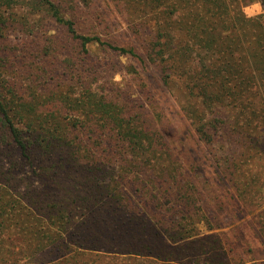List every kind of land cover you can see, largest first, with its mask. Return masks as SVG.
<instances>
[{
  "label": "trees",
  "instance_id": "1",
  "mask_svg": "<svg viewBox=\"0 0 264 264\" xmlns=\"http://www.w3.org/2000/svg\"><path fill=\"white\" fill-rule=\"evenodd\" d=\"M250 1L0 0V264L263 257Z\"/></svg>",
  "mask_w": 264,
  "mask_h": 264
},
{
  "label": "rangeland",
  "instance_id": "2",
  "mask_svg": "<svg viewBox=\"0 0 264 264\" xmlns=\"http://www.w3.org/2000/svg\"><path fill=\"white\" fill-rule=\"evenodd\" d=\"M257 3V0H251L250 3L245 7V12L248 14V15H257V14H260V13H264V9H263V5L261 3V0H259V4H260V11L256 12V11H252V12H249L248 10L251 8V6L253 4ZM119 60L122 62V63H126L128 60L125 58V57H119ZM122 76L120 73H116L115 74V80H121ZM202 230L205 231L206 229L204 228V226L202 227ZM253 244H251V246H245V251L250 249V247H255V249H258V248H263L264 249V244H262L263 247H261V241L259 240H256L255 242H253ZM257 247V248H256ZM262 249V252L263 254L261 253V255H263V257H259L258 259H254V254L255 253H252L250 252V250L247 252V255L245 257V259L248 261L249 264H264V250ZM259 251V249L257 250Z\"/></svg>",
  "mask_w": 264,
  "mask_h": 264
},
{
  "label": "clouds",
  "instance_id": "3",
  "mask_svg": "<svg viewBox=\"0 0 264 264\" xmlns=\"http://www.w3.org/2000/svg\"><path fill=\"white\" fill-rule=\"evenodd\" d=\"M249 12H252V11H260V4H259V0H257V3L253 4L251 6V8L248 10Z\"/></svg>",
  "mask_w": 264,
  "mask_h": 264
}]
</instances>
